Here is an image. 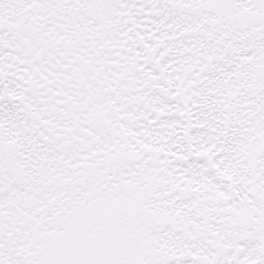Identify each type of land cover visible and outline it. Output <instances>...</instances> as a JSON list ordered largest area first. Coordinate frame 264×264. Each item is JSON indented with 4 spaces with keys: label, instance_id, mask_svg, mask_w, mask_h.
Masks as SVG:
<instances>
[{
    "label": "snow or ice",
    "instance_id": "snow-or-ice-1",
    "mask_svg": "<svg viewBox=\"0 0 264 264\" xmlns=\"http://www.w3.org/2000/svg\"><path fill=\"white\" fill-rule=\"evenodd\" d=\"M0 264H264V0H0Z\"/></svg>",
    "mask_w": 264,
    "mask_h": 264
}]
</instances>
